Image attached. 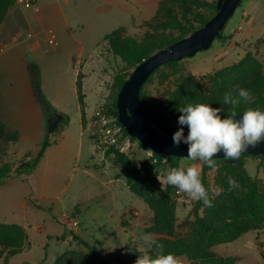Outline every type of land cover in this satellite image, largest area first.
<instances>
[{
	"label": "rangeland",
	"instance_id": "obj_1",
	"mask_svg": "<svg viewBox=\"0 0 264 264\" xmlns=\"http://www.w3.org/2000/svg\"><path fill=\"white\" fill-rule=\"evenodd\" d=\"M200 1L213 3L217 0ZM127 5L128 9L136 11L134 4ZM18 7H22L24 10L27 7L36 8L37 3L30 6L22 5ZM202 11L208 14L207 9H202ZM130 21V18L127 16L125 20L127 36L141 39L150 28L157 27L160 19L155 17L153 20L143 23L140 29H135L130 25ZM27 32L24 38L32 41L33 34L29 31ZM223 36L226 38V41H214L209 50L199 52L193 58H187L179 62V65L176 67V70H178L177 74H175V69L169 67L162 68L157 72L144 87L143 99L146 101V105L153 107L170 98L177 90V85L183 78L196 82L207 94L228 92L236 85L242 86L249 80L252 74L253 62L244 65L243 62L246 58H249L251 61H257L264 72V0H242L233 17L227 23ZM50 39L55 40V36L51 33L46 36L44 49L52 48V45L49 43ZM84 56L85 60L77 68L84 75L85 113L89 127L87 130L82 129L76 104L77 101L74 96H64L61 105L56 107L47 98L45 92L43 93L52 108L58 114L66 115L69 119L67 124H64V121H62L53 133L47 134L48 140L51 143H60L63 136L62 130L64 127H67L68 135H71L74 139V149L61 176L60 190L63 191L62 195L58 199H49L46 202L40 201L38 203L40 209L45 210L46 224L39 223L40 227L46 230L45 233L37 234L34 239H31L32 247L30 252L26 251L24 254L16 255L11 260V264H23V259H26L29 264H39L41 262L43 264H55L57 257L53 260L55 256L53 248L55 244L61 243L60 240L65 232L69 235H76L77 229L80 232L87 230L95 239H99L103 234L101 230L105 229L104 224L110 220L109 216L111 215L113 205L118 206L120 211L124 206L129 208L144 207L145 210H141L143 211L141 214L144 223L140 225V236L150 233L154 234L155 238L162 237L155 233L154 212L142 199H139L128 189L121 171V165L114 159V155L111 158H107L105 153L96 150V141L93 135L95 112L99 107H110L112 99L115 97V90L113 88L115 77L117 74L126 73L124 69L125 65L119 58H115L108 52L107 44L100 34L93 35L92 45L85 49ZM48 61L52 60L48 57L43 59V68L45 77L50 74L49 81H46V89L50 92L54 85L52 74L55 71V67L50 73V63ZM62 68H65V65ZM231 69L233 72L230 75L225 73L226 70ZM45 117L48 127L49 120L46 115ZM81 133L82 138L80 139ZM42 145L39 148L25 145L23 140L17 145L18 150L15 160L22 161L28 154H31L33 157L37 156ZM121 154L131 159L136 169H146L152 165V151L141 146L137 140H133L132 138L128 153ZM49 157L54 158V156ZM194 164H199L200 166L202 182L208 190L211 203L217 207L218 214L210 217L206 212L203 201L200 204L203 207L195 209L196 201L190 199L185 193L178 195V189L175 188V200L173 204L174 236L187 238L195 233V212L198 213L199 217L206 219L211 227L220 226L232 218L235 210L227 202V194L223 189L224 183L229 186V177L235 179L240 185L239 188L232 190L240 200L245 199L250 185L255 183L258 189L257 202L259 211L264 216L263 158L247 157L244 159V166L249 179H244L241 171L237 168L229 167L234 166L231 164L227 166L225 163H221L217 171L209 169L203 173V163L183 158L180 167L186 168ZM41 169L40 167L39 173H43ZM46 172L52 174L50 168ZM216 190H221L219 195L215 194ZM180 197L183 199H180ZM63 216L71 222H76L79 226L72 228L64 227L59 222ZM260 231H264V225ZM251 233H259L261 235L257 231ZM140 243L138 239L136 243L128 244L126 248L137 250ZM44 244H46L45 247L43 246ZM66 250L77 251L90 258L89 251L85 248L75 249L74 243L72 247L68 245L64 249L59 250V255H62ZM151 252L152 250L149 254ZM210 252L215 257L213 248ZM184 258L189 264H192L186 256ZM119 260L124 264H130L131 262V258L124 254L115 263L111 264H117ZM0 263H2V260H0ZM199 264L212 263H210V259H204Z\"/></svg>",
	"mask_w": 264,
	"mask_h": 264
},
{
	"label": "crops",
	"instance_id": "obj_2",
	"mask_svg": "<svg viewBox=\"0 0 264 264\" xmlns=\"http://www.w3.org/2000/svg\"><path fill=\"white\" fill-rule=\"evenodd\" d=\"M161 1L37 0L36 8L27 7L24 10L18 6L30 5L22 4L15 5L7 12L0 27V121L6 131L18 134V141L0 142V166L9 164L15 170L23 162L15 160L17 145L24 140L25 145L39 148L48 134L46 117L33 95L29 62H35L40 67L42 91L56 107L61 105L64 96H74L82 129L87 130L89 123L85 113L84 75L77 66L85 60L84 51L91 47L93 35L100 34L104 38L114 30L126 29L127 16L131 20L130 25L140 29L143 23L156 17ZM127 4H134L136 11L128 9ZM27 31L33 34L32 41L24 38ZM49 33L55 36V43L51 44L52 48L44 49ZM47 57L52 60L48 61L50 73L55 67L52 74L54 85L50 92L46 89L50 74L45 77L43 68V59ZM64 65L65 68H62ZM79 82L82 86L84 118ZM64 129L60 143L49 141L50 146L31 174L12 176L0 186V223L17 225L26 231L25 247L18 255L30 252L31 239L46 231L39 224L45 225L46 222L45 210L40 209L38 203L58 199L63 193L60 180L74 149V139L68 135L67 127ZM40 167L43 173H39ZM48 168L52 174L46 172ZM137 207L124 206L120 211L118 206L113 205L110 220L104 224L105 229L101 230L103 234L99 239H95L87 230L80 232L77 229L76 235L71 233L70 237L65 232L61 243L55 244L53 248V260L60 256L59 250L68 245L72 247L74 243L75 249L85 248L90 252L89 249L93 248L98 260L115 263L126 253V246L136 243L140 237V225L144 223L141 213L145 208ZM130 212L134 214L130 215ZM59 222L66 228H72L73 223H76L64 216ZM259 232L261 235L248 233L233 243L215 246L213 254L218 258L233 259L235 264H264V254L260 249L264 245V231ZM178 259L181 264H189L184 257ZM22 263L29 264L26 259Z\"/></svg>",
	"mask_w": 264,
	"mask_h": 264
},
{
	"label": "trees",
	"instance_id": "obj_3",
	"mask_svg": "<svg viewBox=\"0 0 264 264\" xmlns=\"http://www.w3.org/2000/svg\"><path fill=\"white\" fill-rule=\"evenodd\" d=\"M16 1L17 0H0V27L5 20L7 12L16 5ZM217 3L218 0L213 3H205L200 0H162L156 15L157 19H160V21L157 27L150 28L143 38L137 39L127 36L126 29L124 28L114 30L104 37L108 52L122 61L126 71L125 74L120 73L115 77L113 84L115 97L112 99L110 107H105L110 116L119 121L117 97L124 83L129 79L137 66L155 53L189 37L195 31L203 27L216 15ZM202 9H207L208 14L203 12ZM223 32L215 41H226ZM251 62H253L252 74L249 80L240 87L249 90L254 100L248 102L242 101L241 104L234 109L237 114L243 113V111L249 107L264 110V72L257 61H251L249 58H246L243 64L247 65ZM178 65L179 62L165 64L157 69L144 83L141 89V100L145 107L173 127L180 126L178 124V117L181 115L179 108L187 104L194 105L197 103H204L214 108L222 107L224 109L221 113L222 117L230 115L233 110L232 107L223 104V96L226 92L207 94L196 82L188 78L180 80L177 85V90L170 98L156 106L148 107L146 101L143 99L144 87L162 68L169 67L175 69V74H177L178 70H176V67ZM28 70L31 78L33 95L48 120L59 115L58 112L52 108L42 92L41 71L39 66L29 62ZM232 72V69L225 71L228 75ZM221 78L223 79L222 76ZM78 87L84 118L85 113L80 82ZM62 116V121H64V124H67L69 121L68 117L63 114ZM124 133L127 134L125 130ZM48 134L51 133L48 132ZM131 138L136 140L133 137ZM17 141L18 134L6 131L0 121V142L16 143ZM140 145L143 146L142 144ZM49 146L50 143L47 136L37 156L33 157L31 154L26 155L23 162L15 170L9 164L0 166V186L12 176L31 174ZM112 155H114V159L121 165V171L125 176L130 191L142 199L154 212L156 224L155 233L162 236L156 238V241L164 246V254L171 253L177 258L186 256L192 264H199L200 261L204 259H210V263L212 264H235L233 259L214 257L210 252L211 249L218 245L233 243L248 233L254 231L259 232L264 225V216L260 213L257 202L258 189L255 183L250 185L244 200H240L232 190H229V186L224 183L223 189L227 194V202L235 210L232 218L228 219L220 226L211 227L206 219L199 217L198 213L195 212V233L187 238L174 236L173 204L175 200V187L165 182V172L171 168L180 167L183 158L157 155L152 152V165L146 169H136L131 159L119 153L114 148L109 149L105 153L106 157H111ZM247 157L264 159V155H243L241 156L240 162L234 166H229L227 159L215 160L218 166H220L221 163H225L229 167L237 168L241 171V175L244 179H249L244 166V159ZM209 169L210 168L204 164L203 173ZM201 203L202 201H196L195 209L203 207L200 205ZM212 205V207L205 206L206 212L210 217L218 214L217 207L214 204ZM26 239V231L22 227L0 223V260H2V264H9L12 258L22 253ZM89 250L90 258H87L83 253L67 250L56 259L55 264H111L98 260L95 257L93 248ZM157 251L158 250L153 247L150 255L155 257ZM125 255L131 258L130 264H134L140 253L133 248H126ZM117 264L124 263L119 260Z\"/></svg>",
	"mask_w": 264,
	"mask_h": 264
},
{
	"label": "clouds",
	"instance_id": "obj_4",
	"mask_svg": "<svg viewBox=\"0 0 264 264\" xmlns=\"http://www.w3.org/2000/svg\"><path fill=\"white\" fill-rule=\"evenodd\" d=\"M252 100L254 97L249 90L236 85L223 96V104L233 109L230 115L222 117V107L214 108L204 103L180 107L178 124L181 127L173 134V144L177 147L181 142L187 144L186 157L207 165L212 171L218 170L214 158L221 152L227 160L239 159L249 146L256 147L264 141V111L249 107L238 115L234 110L242 101ZM183 126L188 128L187 136L184 135ZM165 182L190 199L203 201L206 207L213 206L202 182L199 164L167 170ZM228 184L230 191L240 187L232 177L228 178ZM220 191L216 190L215 194L219 195ZM138 239L141 242L137 247L140 255L134 264H181L173 254H164V246L157 243L154 234H142ZM153 247L158 250L155 257L149 254Z\"/></svg>",
	"mask_w": 264,
	"mask_h": 264
},
{
	"label": "water",
	"instance_id": "obj_5",
	"mask_svg": "<svg viewBox=\"0 0 264 264\" xmlns=\"http://www.w3.org/2000/svg\"><path fill=\"white\" fill-rule=\"evenodd\" d=\"M241 1L218 0L217 13L209 22L189 37L170 45L145 60L137 66L121 88L117 97L119 123L128 135L135 138L154 154L187 158L188 145L181 142L177 147L173 144V134L181 126L173 127L169 125L143 105L141 89L144 83L157 69L165 64L193 58L199 52L209 50L214 41L224 31ZM62 120L63 116L60 114L51 118L48 121V132L53 133ZM183 127L184 135L187 136L188 128L187 126ZM243 155H264V141L256 147L249 146L246 152L241 154V156ZM223 156L224 154L221 152L214 159H225ZM241 156L239 159L227 161L231 165H237L241 160Z\"/></svg>",
	"mask_w": 264,
	"mask_h": 264
},
{
	"label": "built area",
	"instance_id": "obj_6",
	"mask_svg": "<svg viewBox=\"0 0 264 264\" xmlns=\"http://www.w3.org/2000/svg\"><path fill=\"white\" fill-rule=\"evenodd\" d=\"M37 0H17L16 5H34ZM50 44H54L53 39L49 40ZM94 137L96 141V150L106 153L109 149L114 148L120 153L127 154L131 147V137L124 133V129L114 117L107 113L104 106L99 107L94 115ZM178 195L182 192L177 191ZM180 199H183L180 197ZM134 214V213H129ZM74 227H77V223H73ZM71 235H69L70 237ZM261 253L264 254V245L261 246Z\"/></svg>",
	"mask_w": 264,
	"mask_h": 264
}]
</instances>
